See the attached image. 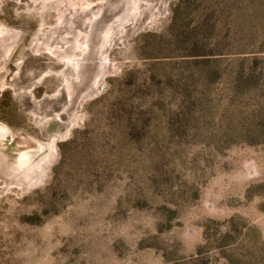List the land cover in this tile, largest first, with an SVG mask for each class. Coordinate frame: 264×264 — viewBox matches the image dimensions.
Masks as SVG:
<instances>
[{"label":"rangeland","instance_id":"374dc122","mask_svg":"<svg viewBox=\"0 0 264 264\" xmlns=\"http://www.w3.org/2000/svg\"><path fill=\"white\" fill-rule=\"evenodd\" d=\"M0 264H264V0H0Z\"/></svg>","mask_w":264,"mask_h":264},{"label":"trees","instance_id":"16d2710c","mask_svg":"<svg viewBox=\"0 0 264 264\" xmlns=\"http://www.w3.org/2000/svg\"><path fill=\"white\" fill-rule=\"evenodd\" d=\"M258 61H259V58L254 57L253 58L254 65H250L248 67H245V65H242L241 68H240V70H239L240 73H242L243 71H245L247 69L249 71V74L250 73L253 74V72L256 70V66L258 64Z\"/></svg>","mask_w":264,"mask_h":264}]
</instances>
